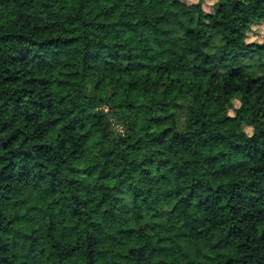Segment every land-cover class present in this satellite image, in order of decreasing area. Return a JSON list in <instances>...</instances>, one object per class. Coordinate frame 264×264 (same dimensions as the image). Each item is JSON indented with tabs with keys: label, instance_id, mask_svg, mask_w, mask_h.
Wrapping results in <instances>:
<instances>
[{
	"label": "trees",
	"instance_id": "trees-1",
	"mask_svg": "<svg viewBox=\"0 0 264 264\" xmlns=\"http://www.w3.org/2000/svg\"><path fill=\"white\" fill-rule=\"evenodd\" d=\"M0 0V264H264V0Z\"/></svg>",
	"mask_w": 264,
	"mask_h": 264
},
{
	"label": "rangeland",
	"instance_id": "rangeland-1",
	"mask_svg": "<svg viewBox=\"0 0 264 264\" xmlns=\"http://www.w3.org/2000/svg\"><path fill=\"white\" fill-rule=\"evenodd\" d=\"M187 3H197L199 0H183ZM217 0H207L204 3V9L207 11H212L213 5ZM264 38V24L256 25L252 28L249 36V41L251 43H260Z\"/></svg>",
	"mask_w": 264,
	"mask_h": 264
}]
</instances>
